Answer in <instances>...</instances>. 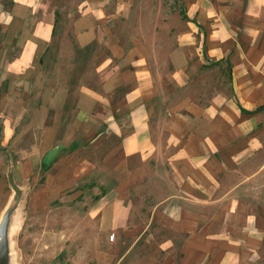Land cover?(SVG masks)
Instances as JSON below:
<instances>
[{
  "label": "crops",
  "instance_id": "0c3cea01",
  "mask_svg": "<svg viewBox=\"0 0 264 264\" xmlns=\"http://www.w3.org/2000/svg\"><path fill=\"white\" fill-rule=\"evenodd\" d=\"M131 3L0 0V185L10 169L19 190L31 182L35 210L80 200L70 210L80 207L96 264H264V0H185L198 41L189 65L185 33L169 52L163 17L123 46L118 23L138 22ZM47 6L76 7L78 49L55 47L66 35ZM54 53L91 55L95 79L46 77ZM209 61L230 69L225 103L202 99L189 75ZM11 104L22 115L5 112ZM109 230L120 255L102 250Z\"/></svg>",
  "mask_w": 264,
  "mask_h": 264
},
{
  "label": "rangeland",
  "instance_id": "374dc122",
  "mask_svg": "<svg viewBox=\"0 0 264 264\" xmlns=\"http://www.w3.org/2000/svg\"><path fill=\"white\" fill-rule=\"evenodd\" d=\"M130 1H132L135 6L137 14L136 19L138 22L128 27L118 23L119 32L122 34V38H125L123 42L124 47L130 46L129 39L134 33L137 35L153 33L154 35L159 29L161 30L160 22L158 21L163 17L167 24L163 25L162 31L168 35L166 45L169 52L176 50L177 34L183 32L185 33L184 40L181 39L178 41V43L182 45L183 54L181 58L184 59V62L188 63V65L195 61L198 41H194L191 35H188V30L190 28L188 21L190 20V16L185 0ZM52 10H55L57 15L60 16V20L63 21L58 24V26L61 33L66 35L61 41H57L55 47L58 49H78L76 42L71 36L73 31L72 21L78 16L76 7H71L69 10L62 9L63 12L60 9L50 6L45 8L46 13ZM123 13L124 10L121 11V14ZM120 17H122V15ZM1 48L0 40V52ZM5 58L6 57L2 56L0 53V63H2V60H5ZM165 58L166 57L161 59L160 56L152 57L154 67L157 66L155 69L159 67L156 69L159 73H161V63H163L164 69ZM76 61H79V64L77 63L76 65ZM92 62L93 57L88 54L85 56H74L73 54L63 56L54 53L48 54L44 58L43 66L46 69V77L48 78L49 76H53L62 79L67 76L71 83H78L85 80V77L89 81L95 79ZM206 63L209 64H206L200 71L194 72L191 70L189 75L198 77L197 79L200 80V97L202 99H207L209 96L215 95L220 99V101H218L219 103H222L221 101L225 103L222 98L224 97V93L230 95L234 90L230 81V69L226 70L218 65L214 66L211 61ZM174 70L171 56H169V74H173V72H175ZM232 106L234 108L233 111H238L235 104H232ZM4 110L11 116L17 117L19 114L22 115L19 106L16 104H11L8 107L5 105ZM31 139V134L24 135L21 145L28 147ZM9 176L8 182L6 184L3 182L0 185V224L7 211H13L9 227V264H96L92 260V254L96 250V242L94 239L88 240L86 238V233L82 230L84 218L80 215V207L77 210H70L77 202L80 204V200L67 201L66 208L59 205L61 203L60 201H55L51 203V207L48 206L45 209L35 210L32 208L34 200L31 194V182L21 185V190H19L12 169H10ZM42 176L43 173L41 172L40 177ZM38 186H40V184L37 185V188ZM159 201L160 198L154 202ZM146 203V201H139L138 207L144 208ZM62 204L64 205V202ZM113 234L114 232L111 230L106 231L104 233V238H102V250L107 256L122 254L117 252V240H110ZM157 236H160V234L157 233L154 238H157ZM85 238L87 239L86 242H84ZM124 250H127V248ZM146 254L147 249H142L139 255L142 257ZM150 256H153L152 252ZM156 256L159 257V253Z\"/></svg>",
  "mask_w": 264,
  "mask_h": 264
},
{
  "label": "water",
  "instance_id": "95a60500",
  "mask_svg": "<svg viewBox=\"0 0 264 264\" xmlns=\"http://www.w3.org/2000/svg\"><path fill=\"white\" fill-rule=\"evenodd\" d=\"M13 211L9 210L4 215L0 224V264H9V227Z\"/></svg>",
  "mask_w": 264,
  "mask_h": 264
},
{
  "label": "built area",
  "instance_id": "2783aa9c",
  "mask_svg": "<svg viewBox=\"0 0 264 264\" xmlns=\"http://www.w3.org/2000/svg\"><path fill=\"white\" fill-rule=\"evenodd\" d=\"M114 238H115V236L112 235V236L110 237V240H111V241H114Z\"/></svg>",
  "mask_w": 264,
  "mask_h": 264
}]
</instances>
